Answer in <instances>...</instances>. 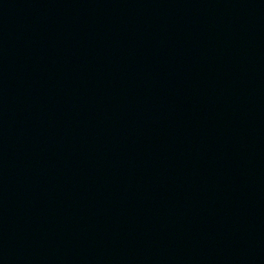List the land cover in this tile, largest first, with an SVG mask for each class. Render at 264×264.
<instances>
[{"label": "water", "instance_id": "1", "mask_svg": "<svg viewBox=\"0 0 264 264\" xmlns=\"http://www.w3.org/2000/svg\"><path fill=\"white\" fill-rule=\"evenodd\" d=\"M0 264H264V100L0 1Z\"/></svg>", "mask_w": 264, "mask_h": 264}]
</instances>
